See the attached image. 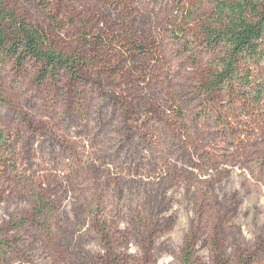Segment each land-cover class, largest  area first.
Here are the masks:
<instances>
[{"label": "rangeland", "instance_id": "1", "mask_svg": "<svg viewBox=\"0 0 264 264\" xmlns=\"http://www.w3.org/2000/svg\"><path fill=\"white\" fill-rule=\"evenodd\" d=\"M4 1L43 26L59 48H77L69 21L78 14L85 20L86 5L101 6L114 23L144 19L133 24L130 35H148L155 42L147 56L113 57L109 85L96 74L85 85L63 78L41 83L36 63L20 67L0 54V126L17 142L20 169L29 181L23 186L0 180V224L29 216L31 189L45 190L58 207L56 235L64 251L72 258L80 252V264H101L92 212L101 201L111 221L133 235L125 247L129 254L141 253L134 238L140 223L157 222L154 264H183L181 249L195 220L193 202L204 196L209 213L228 212L232 222H210L196 245L198 264H212L213 235L229 254L237 247L250 249L257 264H264V102L255 106L214 93L201 106L195 90L207 64L221 55L201 51L200 30L218 19L220 2L244 0H127L126 17L114 8L120 0H42L60 15L61 31L49 23L40 0ZM249 1L264 6V0ZM240 69L256 84L264 82V59L241 62ZM128 99L152 108L140 106L127 119L122 102ZM177 104L186 114L183 123L172 111ZM201 111L207 114L194 121ZM8 235L14 240L8 264L60 263L42 249L44 238L35 226Z\"/></svg>", "mask_w": 264, "mask_h": 264}, {"label": "trees", "instance_id": "2", "mask_svg": "<svg viewBox=\"0 0 264 264\" xmlns=\"http://www.w3.org/2000/svg\"><path fill=\"white\" fill-rule=\"evenodd\" d=\"M77 2L84 3L83 0ZM40 4L46 10L49 23L57 25L60 31L63 30L64 22L59 20L60 15L48 9L49 6L42 0ZM262 5L249 0L235 3L220 2L217 5L218 19H211L203 25L200 30L201 51L221 55L214 57L207 64V68L196 81L195 90L201 98V106L214 93L241 99L255 106H260L264 102V82L256 84L252 74L244 73L240 69L241 62L253 63L264 59V6ZM114 8L126 17L130 9L129 1H117ZM100 9L101 6L93 9V6L86 5L85 12L88 17L85 20L78 19L80 14L70 19L69 22L76 28L74 37L77 39V48L64 49L59 48L52 41L43 26L20 16L14 8L8 6L6 1L0 0V54L6 61H13L20 67L36 63L38 65L36 80L41 83L63 78L68 84L85 85L87 77L90 79L96 74L98 81L109 85L112 74L107 68L113 64V57L127 53L144 56L152 54V44L155 40L148 35H130L133 24H138L140 21L144 23V19L141 18L139 21L122 19L123 21L114 23L108 21ZM100 23L104 24L106 29L100 27ZM212 23L217 27L211 26ZM93 51L98 52L97 55ZM128 90L130 94L133 93L132 87ZM122 105L126 108L124 112L127 119H131L133 113H138L140 106L148 110L152 108L149 102L143 105L138 102L134 104L131 99L123 101ZM180 106L177 104L172 111L177 112L183 123L186 114ZM203 113L207 114L206 111ZM203 113L198 112L194 121H199L204 116ZM10 137L0 126V180H12L23 186H29V181L20 169L17 142ZM31 198L32 208L29 216L13 219L7 225L0 224V264H8L13 251L14 240L8 235V231H27L32 226H35L44 238L41 239L42 249L51 252L50 254H53L58 261L61 260L59 264H80L84 258L81 259V253L79 252L76 258H72L73 254L69 252L71 255L69 257L63 248L65 244L56 235L55 217L58 207L53 195L45 190L34 191L32 188ZM206 205L204 196L196 197L193 202L195 220L181 249L180 259L183 264H198L195 256L196 245L203 236L204 230L210 227V222L222 225L225 219L226 221L230 219L227 216L228 212L209 213ZM92 212L103 250L99 255L101 264H154L157 222L143 225L140 223L139 236L134 238L141 247V253L132 255L125 250V247L130 244L133 235L119 227L120 221H111L105 204L98 201ZM218 221L221 223H217ZM214 228L215 226L212 227L213 231L217 233ZM221 233L224 234V231ZM209 246L212 250V264H257L252 250L237 247L229 254L226 244L221 243L214 235L210 238Z\"/></svg>", "mask_w": 264, "mask_h": 264}]
</instances>
